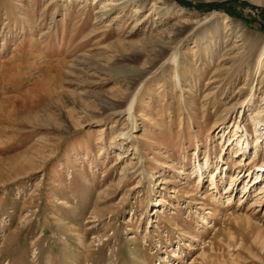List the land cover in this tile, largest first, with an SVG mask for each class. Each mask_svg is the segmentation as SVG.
Listing matches in <instances>:
<instances>
[{
  "label": "rangeland",
  "instance_id": "374dc122",
  "mask_svg": "<svg viewBox=\"0 0 264 264\" xmlns=\"http://www.w3.org/2000/svg\"><path fill=\"white\" fill-rule=\"evenodd\" d=\"M263 164L264 0H0V264H264Z\"/></svg>",
  "mask_w": 264,
  "mask_h": 264
},
{
  "label": "bare ground",
  "instance_id": "6f19581e",
  "mask_svg": "<svg viewBox=\"0 0 264 264\" xmlns=\"http://www.w3.org/2000/svg\"><path fill=\"white\" fill-rule=\"evenodd\" d=\"M105 10V9H104ZM103 12V11H102ZM259 62V61H258ZM257 68H258V64L256 65V70H257ZM132 103H133V97H131V99L129 100V103H128V105H127V109H130L131 108V105H132ZM256 140H257V138H256ZM258 169L255 171V173L258 175V174H263V172L262 171H264V164L263 165H261V166H258L257 167ZM245 189V188H244ZM263 190V191H262ZM261 191L262 192H264V186H263V189H262Z\"/></svg>",
  "mask_w": 264,
  "mask_h": 264
}]
</instances>
